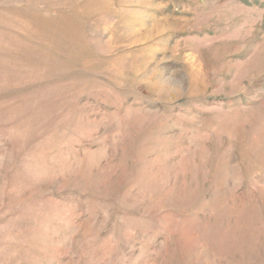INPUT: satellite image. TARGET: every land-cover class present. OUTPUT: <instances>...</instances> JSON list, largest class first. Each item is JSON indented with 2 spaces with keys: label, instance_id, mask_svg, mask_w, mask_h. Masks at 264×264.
Masks as SVG:
<instances>
[{
  "label": "rangeland",
  "instance_id": "374dc122",
  "mask_svg": "<svg viewBox=\"0 0 264 264\" xmlns=\"http://www.w3.org/2000/svg\"><path fill=\"white\" fill-rule=\"evenodd\" d=\"M0 264H264V0H0Z\"/></svg>",
  "mask_w": 264,
  "mask_h": 264
}]
</instances>
